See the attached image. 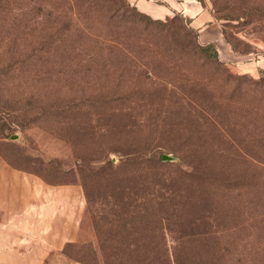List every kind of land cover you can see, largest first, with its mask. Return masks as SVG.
<instances>
[{"label": "rangeland", "instance_id": "obj_1", "mask_svg": "<svg viewBox=\"0 0 264 264\" xmlns=\"http://www.w3.org/2000/svg\"><path fill=\"white\" fill-rule=\"evenodd\" d=\"M13 1L8 2V8L1 10L6 22L2 20L0 22V46L9 45L16 49L34 45L35 29H38L34 20L39 14L44 19L42 29L47 31L64 26L63 20L69 16L67 6L52 5L48 6V9L43 7L39 11L37 3L41 0H31L29 5L25 3L27 0ZM197 1L212 13L229 46L234 44L241 55L251 51L254 57L257 56L256 54L264 57V0ZM126 2L134 6L128 0ZM156 3L161 1L156 0ZM18 11L26 15L24 17L28 22L19 20L21 17L17 20L12 19L11 14ZM176 13L182 14L175 11L164 18L148 16L152 19L165 20ZM57 16L59 18L52 22ZM10 55L11 53H0V63L12 61L15 57ZM16 60L18 61L14 62L16 67L14 69L5 67L4 71L7 74L1 76L3 86L0 87V118H3V121H0V131L4 132L6 138L0 133V185L3 170L7 168L29 174L52 186H75L76 189L71 194L72 198L77 199L79 194L84 204L83 210L73 222L74 239L68 241L72 246H67L63 250L64 244L61 250L54 256L45 258L41 264H83L73 258L86 255L97 256L98 264H105L103 258H110L106 263L130 264L129 256H159L164 253L169 254L170 257L175 255L182 264L191 262L189 258L195 264H264L263 105L255 104L248 95L243 96L244 103L239 109L243 117L239 120L238 126L233 124L231 118L223 117L228 109L218 104L213 108L210 107L211 110L198 107H195L198 112L191 110L197 118L196 121L185 116L173 115L174 109L170 107L171 105L167 107L165 102L153 108L150 113L144 110L145 108L134 106L135 111L137 109L142 116L123 118L127 129L134 130L135 137L129 140V143L136 137L148 143L149 139H152L151 142H190L201 146L198 145L195 154L208 155L212 152L216 154L213 157L188 156L183 162L179 161L173 152L162 150L159 152V160L167 167L162 170L163 174L157 172L153 175L151 171L147 173L144 156L147 151L131 146V152L135 150L136 154L131 162L123 164L119 171L116 168L123 159L121 152L106 151L100 159V154L95 155L90 151L88 156L83 140L80 143L74 141L73 143L77 144H72L58 138L52 130L56 125L55 119H62V115L51 116L48 113V110H51L50 104L60 99L76 101L81 94V86L86 82L83 77L76 78L67 70L61 73L53 69L47 74L38 71L35 73V70L29 69L31 67L27 64ZM224 65L232 74L240 75L228 64ZM180 68L186 72V77L200 72L188 59ZM261 73H264V70H261L257 76L246 74V80L257 79ZM155 81L169 87L172 93L170 101L176 100L179 94H183L186 101L190 99V95L184 94L183 90H186L187 84L192 83L193 80H189L190 82L185 85H181L183 80L178 79L169 81L166 78ZM236 83L237 81H233L231 86ZM210 84L205 91L215 85L218 86V81L213 79ZM41 95L50 100L49 105L39 103L37 97ZM254 95L257 96L256 92ZM184 99H182V107L186 104L183 102ZM102 123L104 122H97L93 116L92 126H99ZM191 131L194 134H189ZM127 138L129 136L119 137L118 134L112 140L118 144L127 143ZM115 147L118 148V145ZM93 148L96 150L97 145L95 144ZM76 154L80 157L88 156L90 161H87L89 158L78 160ZM164 154L169 156V159L163 160ZM79 162L86 170L83 179L86 192L84 185L78 180L81 172L77 168ZM106 162L111 164L112 170L116 169L109 176L113 184L109 183L108 188L102 183L109 174L107 170H103V164ZM87 163L91 164L89 166L91 172L86 168ZM188 164L204 166L207 169L216 168L215 183H213L215 188L213 190L209 188L207 193L209 184L206 187L202 186L204 190L198 192L195 205L178 204V198L173 201L164 199L165 203L159 204L161 208L156 212L157 217L151 219L149 217L148 221L126 224L122 228L114 227L115 225L110 224L112 222L107 221L108 217L116 215L118 207L112 206L115 198L117 200L123 198L128 205L127 210L137 211L135 213L137 216L148 205V198L143 199L141 196L137 198L132 183L125 180L132 177L131 172L135 176L133 169L138 174L139 182L157 183L162 187L161 193L167 191L171 196L173 190L178 188L177 183L180 182L181 174L178 169L187 168L190 166ZM169 168L175 171L170 172ZM140 175H142L141 179ZM71 180L76 182L72 183ZM217 188L218 190L215 191ZM156 190L153 192L156 193ZM139 193L141 194V191ZM125 209L124 205L123 210ZM136 215L131 216L132 219ZM135 230L140 231L138 236L134 234ZM137 238L141 239L142 244L139 246L131 244L132 240ZM162 239L166 243L165 246Z\"/></svg>", "mask_w": 264, "mask_h": 264}, {"label": "trees", "instance_id": "obj_2", "mask_svg": "<svg viewBox=\"0 0 264 264\" xmlns=\"http://www.w3.org/2000/svg\"><path fill=\"white\" fill-rule=\"evenodd\" d=\"M9 1L13 0H0V22H6L1 10L8 8ZM29 1L31 0H27L25 3L29 5ZM13 3L15 2L13 1ZM52 5L68 7L69 16L64 18V26L51 31L44 30L42 29L44 19L39 14L34 20L35 26L38 28L35 29L34 45L16 49L9 45L0 46V53H11L15 57L8 63H0V87L3 86L1 76L7 74L4 68L14 69L16 67L14 62H18L16 59L21 60L22 64H27L31 67H28L29 69L35 70V73L38 71L47 74L52 69L61 73L67 70L76 78L83 77L86 82L81 86V94L76 98V101L60 99L50 104L51 110H48V113L51 116L62 115V119H55L56 125L52 130L58 138L72 144H77L73 143L74 141L80 143L83 140L88 156H90V151L95 155L100 154V159L106 151L121 152L123 159L116 168L119 171L123 164L131 162L136 154L135 150L131 152V146L147 151L144 154L146 169L147 173L151 171L153 175L157 172L163 174L162 170L167 167L159 160V152L162 150L173 152L179 161L183 162L188 156L213 157L216 154L215 152L208 155L195 154L199 144L190 142H151L152 139H149L148 143L147 141L142 142L143 139L136 137L133 142L129 143V140L135 137L134 130L127 129L123 118L142 116L137 109L135 111L136 107L134 106L140 109L145 108L144 110L150 113L153 108L159 107L165 102L167 107L171 105L170 107L174 109L173 115L185 116L196 121L197 118L191 110L198 112L195 107L207 110L218 104L228 109L223 117L231 118L234 121L233 124L237 126L243 117L239 111L240 106L244 103L243 96L248 95L255 104L264 106V73H261L257 79L250 78L248 80H246L245 73L232 74L224 65L227 63L220 59L215 45L211 42L201 43L197 30L190 26L189 19L182 17V14L176 13L165 20L152 19L138 11L135 5L130 6L126 0H41L37 3V9L41 11L43 7L48 9V6ZM20 12L12 13V19L17 20L21 17L19 20L28 22V19L24 17L26 15ZM18 15L20 16L17 17ZM42 15L46 16V14ZM57 18L59 17H54L52 22ZM230 47L234 52L239 53L234 44ZM248 53L251 51L245 54ZM187 59L193 63L196 69L200 70L198 74L186 77V72L180 66ZM261 70L264 69H260L259 72ZM242 77L244 79H241ZM166 78L169 81L172 79L183 80L181 85L193 80L192 83L187 84V89L183 90L184 94L190 95V99L186 101L184 95L179 94L176 100L170 101L172 93L169 87L155 81ZM213 79L218 81V86L215 85L212 89L205 91ZM233 81H237V83L231 86ZM37 98H39V103L49 105L50 100L47 97L44 98V95ZM182 99H184V104L186 103L184 107L181 106ZM93 116L97 122L104 123L92 126ZM112 117L115 118L112 120ZM201 117L204 118L203 115ZM2 119L0 118V121H3ZM157 120L159 121L158 118ZM186 121L188 120L186 119ZM6 128L9 130L8 127ZM0 133L4 134L1 131ZM118 134L119 137L129 136L126 140L127 143L113 142L112 139ZM157 134L162 133L157 132ZM189 134L192 135L194 132L191 131ZM3 138H6L5 134ZM95 144L97 145L96 150L93 148ZM117 145L118 148L115 147ZM88 156L80 157L76 154L78 160L89 158L87 161H90ZM87 164L86 168L89 172L91 164ZM103 165V170H107L109 174L102 180V183L108 188L109 183L113 184L109 176L116 169L112 170L113 167L109 162ZM188 165L190 166L187 168L178 169L181 174L180 182L177 183L178 188L173 190L171 196L167 194V191L161 193L162 187L157 183L139 182L138 174L133 169L135 176L131 172L132 177L125 178V180L132 183L137 198L140 196L143 199L148 198L149 203L137 216L135 214L137 211L127 210L128 205L125 204L123 198L120 200L115 198L112 206L118 207L116 215L108 217L107 221L112 222L110 224L117 228H122L130 223L148 221L149 217L150 219L157 217L156 212L161 208L159 204H164V199L173 201L178 198V204L195 205L198 192H203L207 184H209L207 193L209 188L212 190L215 188L213 183H215L216 168L207 169L204 166ZM77 168L81 171L78 180L84 185L83 188L85 187L86 192V185L83 182L86 170L80 162ZM168 171L174 172L175 170L169 168ZM141 177L142 175L139 178L141 179ZM70 182L76 181L71 180ZM210 184L212 185L210 186ZM155 189H157V194L154 193ZM217 190L218 188L215 191ZM87 202L89 203L88 200ZM124 205L126 206L125 211L123 210ZM133 215H136L134 219L131 217ZM134 234L138 236L140 231L135 230ZM135 239L131 244L136 246L142 244L140 238ZM162 240L165 246L166 243L164 239ZM67 246H72V243H65L63 250ZM103 255L107 256V254ZM129 258L130 264H160L161 262L162 264H182V261L178 260L175 255L170 257L167 253L159 256L134 255ZM73 259L83 264L99 263L97 256L86 255ZM103 259L105 264H113L112 262L106 263L110 258ZM189 259L191 262L185 264H195L191 258Z\"/></svg>", "mask_w": 264, "mask_h": 264}, {"label": "crops", "instance_id": "obj_3", "mask_svg": "<svg viewBox=\"0 0 264 264\" xmlns=\"http://www.w3.org/2000/svg\"><path fill=\"white\" fill-rule=\"evenodd\" d=\"M140 11L164 18L175 11L188 17L199 41L213 43L236 73L257 76L264 57L234 52L212 13L197 0H128ZM0 185V264H41L72 241L73 222L83 210L75 186H52L29 174L4 169ZM78 193V192H77ZM63 194V195H62Z\"/></svg>", "mask_w": 264, "mask_h": 264}, {"label": "water", "instance_id": "obj_4", "mask_svg": "<svg viewBox=\"0 0 264 264\" xmlns=\"http://www.w3.org/2000/svg\"><path fill=\"white\" fill-rule=\"evenodd\" d=\"M162 159L163 160L169 159V156H167V155L164 154V155H162Z\"/></svg>", "mask_w": 264, "mask_h": 264}]
</instances>
